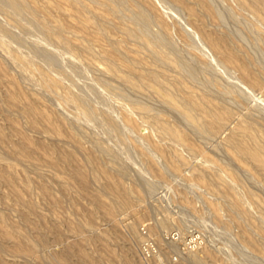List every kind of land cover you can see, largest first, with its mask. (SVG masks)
Wrapping results in <instances>:
<instances>
[{
    "label": "rangeland",
    "instance_id": "1",
    "mask_svg": "<svg viewBox=\"0 0 264 264\" xmlns=\"http://www.w3.org/2000/svg\"><path fill=\"white\" fill-rule=\"evenodd\" d=\"M27 1L41 20L45 18L43 21H47L52 34L29 27L23 18L10 9L8 12L4 6L0 22L6 28L13 27L10 30L15 29L28 44L47 47H42L46 53L15 45L1 33L0 43L14 56L30 58L34 67H43L49 80L57 85L51 88L53 94H61V100L68 81L75 84L93 107L94 121L74 119L75 115L71 118L73 113L63 106V100L49 92H37L34 85L21 77L13 59L0 50V65L5 70L0 71V215L36 245L22 252L13 239L3 235L2 229L6 228L0 226V264H264V180L249 163L239 160L224 135L230 129L240 135L245 127L264 140V69H259L264 67V59L251 37L264 38L262 16L242 8L235 0H211L222 15L225 13L221 26L204 14L206 10L199 6L198 0H185L186 5L184 0L178 3L177 0H135L136 3L121 0L125 4L122 5L124 12L104 0ZM128 5L133 10L136 8L132 6L149 7L148 12L152 13L159 10L161 17L154 13L161 22L157 18V21L151 20L154 24L146 23L149 27L145 33L152 34L151 37L136 40L124 34L123 30L135 27L134 20L126 17L133 12ZM17 19L23 23L17 25ZM48 22L59 27L49 26ZM244 27L248 29L245 31ZM161 28L171 37L180 36L172 37L176 40L181 37L183 40L184 33L201 51L199 55L194 54L192 49L181 45V40L180 43L172 40L178 46L173 45L171 49L179 50L172 54L186 64L192 62L191 66L200 72L194 82L190 80L191 83L179 89L172 84L182 80L181 72L170 71V66L156 54L154 58L149 57L154 52L148 46L152 37L158 42L166 38L165 35L162 38ZM56 29L61 31L55 32ZM97 30L103 31L99 37ZM61 34L69 43L80 47L78 54L64 50L58 42ZM145 37L147 46H143ZM179 45L185 47L181 49ZM114 48L124 51L122 60L112 54ZM157 57L159 61L155 64ZM241 60L251 64L239 68ZM110 65L115 73L108 71ZM164 65L167 66L163 68ZM7 67L13 69L7 70ZM129 67L132 70L128 74ZM148 69L160 74L158 82L149 80L142 87L121 79L128 75L137 82L139 76L150 73ZM225 87L228 92L218 91ZM117 92L134 100L137 106L120 98ZM167 100L183 105L201 123L209 119L195 110V100L209 104V108L224 105L231 117L224 132H201L192 122L183 119ZM23 103L31 104L36 110L32 117L25 114ZM144 106L157 112L160 122L174 131L172 136L155 131ZM66 116L70 117L69 121ZM103 116L111 117L121 128L120 142L111 130L104 129ZM82 130L100 138L120 163L144 175L153 190H146L143 183H136L131 175L122 173L110 153L98 147ZM80 170L88 172L89 181H81ZM230 186L247 188L243 191V198L246 197L241 206L250 209L249 218L231 206ZM124 193L130 198L125 206L121 195ZM105 205L106 208L115 206V213L109 215ZM161 219L166 223L156 228L155 221ZM149 241L153 245L151 252L144 250Z\"/></svg>",
    "mask_w": 264,
    "mask_h": 264
},
{
    "label": "bare ground",
    "instance_id": "2",
    "mask_svg": "<svg viewBox=\"0 0 264 264\" xmlns=\"http://www.w3.org/2000/svg\"><path fill=\"white\" fill-rule=\"evenodd\" d=\"M57 1V0H56ZM59 1V0H58ZM105 1V3L107 4H111V5H114V7L119 11V12H124L123 10H124V8L123 7H125V6H122L124 3H121V0H104ZM135 0H133L132 2H134ZM179 1H181V0H179ZM242 8H244V9H246V10H248L249 12H251V13H253L254 15H256V16H262V18H263V20H264V0H235ZM29 2H30V0H29ZM171 2V1H170ZM175 2V1H174ZM185 2V0L183 1V3ZM198 2H199V6H201V7H203L206 11L204 12V14L206 13V14H208V15H210L211 17H212V19H213V21H214V23L217 25V26H221V25H223V23H224V20H223V16L225 15V13H224V15H222L221 13V10L219 11L216 7H215V5L214 4H212L213 3V1L211 2V0H198ZM135 3H136V1H135ZM177 3H178V0H177ZM181 3V2H180ZM183 3L181 4L183 7H184V5H186L185 3H184V5H183ZM125 5V4H124ZM130 5V4H129ZM128 5V6H129ZM131 5H133V4H131ZM188 5V4H187ZM4 6V7H3ZM179 6V5H178ZM7 8L8 9V12H9V9L16 15V16H18V17H21V18H23L24 19V21H26L28 24H30L31 26H29V27H35L37 30H39L40 31V33L42 32V33H44V34H46V35H50V33L52 32H50V30H49V28H48V26H47V21L45 22V21H43V19H45L44 17L42 18V20L40 19V17L38 16V15H36V12H34V11H37V10H32L30 7L31 6H29L28 5V1L26 2V0H0V11H1V13L2 12H4V9L3 8ZM33 7V6H32ZM34 7H36V6H34ZM114 7H113V9H114ZM131 6H129V8H130ZM132 7H135L136 9H132V8H130V10H133V12L132 13H130L128 16H126V17H128V18H130V20L132 19V22H133V20H134V22L133 23H135L134 25H135V27L134 28H127V29H125V30H123L124 31V34L128 37V38H130V39H141V38H143L144 36H148V35H150L149 33H145V30L146 29H148V27L149 26H147L146 27V23H148L149 21L151 22V20L152 21H154V20H156L157 18H159L158 19V22H161V16L158 14V13H160V12H158L157 13V11H159L158 9H156V7H154L153 8V10H157V11H154L156 14H158L160 17H158L154 12V15H156L157 17L155 18L154 17V15H153V13L151 12H148L149 11V7H145V6H142L143 8H141V7H136V6H132ZM153 7V6H152ZM181 7V6H180ZM144 8H145V10H144ZM188 8V7H187ZM146 9H147V11H146ZM194 9V8H193ZM115 10V9H114ZM184 10H186V8L184 9ZM127 11V9L125 10V12ZM190 11V10H189ZM128 12V11H127ZM131 12V11H130ZM192 13L191 14H194L195 13V11L194 10H192L191 11ZM3 14V13H2ZM8 14H11V13H8ZM12 15V14H11ZM124 15H126V14H124ZM79 16H80V14H79ZM203 16H205V15H203ZM13 17H14V15H13ZM46 17V16H45ZM76 17V16H75ZM17 17H14V19H16ZM240 18V17H239ZM22 19V20H23ZM46 19H48L47 17H46ZM85 19V18H84ZM154 19V20H153ZM162 19H163V16H162ZM12 20H13V18H12ZM21 20V19H20ZM87 20V19H86ZM164 20V19H163ZM226 20V19H225ZM16 21H18V22H16ZM16 21H14V23L16 22L17 23V25H18V23L19 22H21V21H19V19H17ZM103 21V20H102ZM157 21V20H156ZM243 21V20H242ZM50 22H52L51 20H50ZM157 22V23H158ZM163 22V21H162ZM233 22V21H232ZM2 22H0V33L2 34V35H4L5 37H7L8 39H10L9 40V42H13V43H15V45L16 44H19V45H22V46H24V47H26L27 49H30V50H32L33 52H38V53H46V51L44 50V48H47V47H44V46H42V47H44V48H42L40 45L38 46V45H36V44H28L27 42H25V40H23L20 36L21 35H19V33H17V31H15V29H14V32H16V33H14L13 32V30H10V29H13V27H10V29L9 28H6L5 26H3L2 24H1ZM21 23H23V21L21 22ZM49 23V22H48ZM107 23V22H106ZM154 23H156V22H151L150 24H154ZM54 23H52V24H50L49 23V26L50 25H53ZM161 24V23H160ZM163 24H165L166 25V23H165V21L163 22ZM227 24V23H226ZM235 24V23H234ZM249 24V23H248ZM6 25V24H5ZM55 26H58V25H56V24H54ZM112 25V24H111ZM147 25H149V23L147 24ZM157 25V24H156ZM9 27V26H8ZM28 27V26H27ZM28 27V28H29ZM59 27V26H58ZM158 27H159V24H158ZM164 27V26H163ZM166 27V26H165ZM225 27V26H224ZM15 28V27H14ZM146 28V29H145ZM245 28V27H244ZM30 29V28H29ZM53 29H55V27H53ZM52 29V30H53ZM162 30V32H163V28H161ZM242 29V28H241ZM246 29H248V27H246L245 28V31H246ZM250 29V28H249ZM21 30V29H20ZM22 30H24V29H22ZM57 31H55V32H58V31H61V30H58V29H56ZM243 30V29H242ZM95 31V30H94ZM99 30H97L96 32H98ZM102 31V30H101ZM101 31L100 32H98L99 34L97 35L98 37H99V35H100V33H101ZM149 31V30H148ZM148 31H146V32H148ZM159 31H160V29H159ZM103 32V31H102ZM151 32V31H150ZM244 32V31H243ZM247 32H248V30H247ZM24 33V32H23ZM53 33V32H52ZM51 33V34H52ZM161 33V32H160ZM183 33V32H182ZM246 33V32H245ZM18 34V35H17ZM54 34H56V33H54ZM95 34V33H94ZM93 34V35H94ZM147 34V35H146ZM181 34V33H180ZM189 34V33H188ZM225 33H223V35H224ZM250 34V33H249ZM256 34V33H255ZM258 34V33H257ZM152 35V34H151ZM151 35L150 36H148V37H151ZM155 35V34H154ZM160 35V34H159ZM162 35H165V39H166V41H165V39L163 38V36ZM175 35V34H174ZM174 35H172V37L174 36ZM227 35V34H226ZM233 35V34H232ZM41 36H42V34H41ZM62 36V37H61ZM61 39L60 40H58V42H59V44L64 48V50H69L70 52H74V53H77L78 52V50H79V46H76L75 44L73 45L72 44V42H68V39L66 40L64 37H63V35L61 34ZM96 36V37H97ZM161 36H162V38L164 39V41L163 40H161V41H163V43H161V41L160 42H158V40L157 41H155V39H154V37H152L153 39H151L149 42H148V46H150V48L155 52H152L153 53V55L151 54V52H150V55L151 56H149V57H152V56H155L154 54H156L157 56H159L160 58H161V60H163L162 62H164V63H166L167 65H169L170 66V68L168 67V69H170V71H173L174 69L176 70H178V71H180L181 72V74L183 75L182 77L184 78H182V80L181 81H175V78H174V80L173 81H175V83L174 84H172L173 86H175L176 87V89L178 88L179 89V87H183V86H186V84H188V83H191V82H189L190 80L192 81V82H194V80L196 79V78H198L197 76H199L198 75V73H200V72H198V71H196V69L195 68H197V67H192L191 66V64H192V62L189 64V62L186 64V61H185V63L183 62L184 60L183 59H181V57L180 58H177L176 57V55L174 56L173 54H174V52H175V50L177 49V47L175 48V50H172L171 49V47L174 45L173 44V42L176 40L175 38H173L172 39V37L167 33V32H163L162 34H161ZM181 36H183L184 38H183V40H181V38H179L178 40H176V42L177 43H180L181 42V45H182V43H183V45H185V46H187L189 49H192L193 51H194V54H195V52H196V54L198 53V55H199V51H200V49L199 48H197L196 47V45H194V43H192V42H194V40H192L190 37H187V35L186 36H184V33L181 35ZM228 36H229V34H228ZM228 36H227V38H228ZM1 37V36H0ZM156 37H158V36H156ZM174 37H180V36H174ZM203 37V36H202ZM206 37V36H205ZM240 37V36H239ZM251 37H253V42H254V44L257 46V47H259L258 49H259V51L260 52H262V55H263V59H264V38L262 37V36H260V35H253V36H251ZM64 38V39H63ZM195 38V37H194ZM224 38H225V35H224ZM226 38V39H227ZM49 39H50V37H49ZM147 39V37H145L144 39H143V41L144 40H146ZM150 39V38H149ZM6 40V39H5ZM48 40V39H47ZM51 40V39H50ZM49 40V41H50ZM70 40V39H69ZM172 40H174L173 42H172ZM181 40V41H180ZM206 40H208V39H206ZM7 41V40H6ZM180 41V42H179ZM183 41V42H182ZM52 42V41H51ZM54 42V41H53ZM145 42V41H144ZM226 42H228V41H226ZM55 43V42H54ZM142 43V42H141ZM140 43V44H141ZM177 43H176V45H177ZM215 43V42H214ZM219 43V42H218ZM225 43V42H224ZM223 43V44H224ZM6 44V43H5ZM55 44H57V43H55ZM7 45V44H6ZM9 46H10V44H8ZM79 45V44H78ZM142 45V44H141ZM176 45H174V46H176ZM198 45V44H197ZM219 45V44H218ZM12 46V45H11ZM82 46V45H81ZM143 46H147V44H146V42H145V45H143ZM178 46V45H177ZM180 46V45H179ZM185 46H180L181 47V49L183 48V47H185ZM208 46V45H207ZM216 46V45H215ZM83 47V46H82ZM119 47V46H118ZM187 47L185 48V49H187ZM217 47V46H216ZM12 48V47H11ZM117 48V47H116ZM120 48V47H119ZM149 48V49H150ZM212 48V47H211ZM214 48V47H213ZM118 49V48H117ZM117 49H115L114 48V50L112 49V54L117 58H119V59H121L120 57H121V55L124 53V51L123 52H120L121 50H122V48H120L119 50L120 51H118ZM171 49V50H170ZM0 50H1V52L4 54V55H6V56H8V57H11L12 59H13V61H14V64H15V66L17 67V69L21 72V77L23 76V78L24 79H26L29 83H31L32 85H34V89H37V92L38 91H40V92H42L43 93V91L44 92H49L48 94H50V93H52V95H56V94H53L54 93V90L53 89H51L52 88V86L54 87V86H57L55 83H52L51 82V80H49V78L47 77L48 75H46V73H45V71H44V69H43V67H39V68H37V66L36 67H34L33 66V63L30 61V60H32V59H30V58H24V57H22V56H20V55H13V53L12 52H10V49H8V47L6 48L3 44H1L0 43ZM84 50V49H83ZM148 50V49H147ZM178 50V49H177ZM215 50V49H214ZM80 51H81V49H80ZM174 51V52H173ZM219 51V50H218ZM16 52V51H15ZM82 52V51H81ZM81 52H79V54L81 55ZM172 52H173V54H172ZM178 52H179V50H178ZM177 52V53H178ZM192 52V51H191ZM201 52V51H200ZM216 52V51H215ZM230 52V51H229ZM20 54V53H19ZM49 54V53H48ZM78 54V53H77ZM109 53H107V55H108ZM179 54V53H178ZM178 54H177V56H178ZM194 54H192V55H194ZM223 54V53H222ZM52 55V54H51ZM200 55H201V53H200ZM53 56V55H52ZM109 56L111 57V59H112V55H110L109 54ZM126 56V55H125ZM196 56V55H195ZM226 56V55H225ZM106 57V56H105ZM197 57V56H196ZM199 57V56H198ZM197 57V58H198ZM227 58H228V56H226ZM152 58H154V57H152ZM30 59V60H29ZM155 59H156V57H155ZM155 59H153L154 61H155ZM222 59V58H221ZM122 60V59H121ZM124 60V59H123ZM151 60V59H150ZM160 60V61H161ZM223 60V59H222ZM114 61V60H113ZM117 61V60H116ZM125 61H127L126 59H125ZM130 61V60H129ZM157 61H159V59H158V57H157V60L155 61V64H157L156 62ZM202 61V60H201ZM247 61V60H246ZM118 62V61H117ZM151 61H149V63H150ZM205 62H207V61H205ZM241 62H242V60H241ZM110 64H111V62H109ZM130 63V62H129ZM148 63V64H149ZM203 63H204V60H203ZM93 64H95V63H93ZM131 64V63H130ZM134 64V63H133ZM163 64V63H162ZM162 64H159L160 66L162 65ZM189 64V65H188ZM210 65H211V63H209ZM209 64H207V66L209 65ZM238 64V63H237ZM251 63H249V61L248 62H242V64H240V65H238V67L239 68H245L244 66L246 65H250ZM254 64V63H253ZM256 64V63H255ZM264 64V63H263ZM112 65H114V64H112ZM112 65H110V66H108V71L109 72H111V73H115V68L112 66ZM116 65V64H115ZM150 65H152L153 66V64H152V62H151V64ZM166 65V66H167ZM204 65V64H203ZM45 66H47V65H45ZM156 66V65H155ZM165 65H164V67L163 68H165L166 67ZM204 66H206V65H204ZM212 66V65H211ZM263 66V65H262ZM11 67V66H10ZM116 67V66H115ZM149 67V66H148ZM151 67V66H150ZM149 67V68H150ZM157 67H159V66H157ZM156 67V68H157ZM173 67V69H171ZM77 68V67H76ZM135 68V67H134ZM151 68H154V67H151ZM160 68H162V67H160ZM159 68V69H160ZM209 68H210V66H209ZM261 68H263L264 69V67H260L259 69H261ZM9 69H13V67L12 68H8L7 67V70H9ZM167 69V70H168ZM238 69V68H237ZM130 70V71H129ZM131 70L132 69H130V67L128 68V74H129V72H131ZM166 70V69H165ZM239 70V69H238ZM0 71L1 72H3V71H5L4 70V68H3V66L2 65H0ZM10 71H12V70H10ZM148 71H149V69H148ZM152 71V70H151ZM160 71V70H159ZM163 71V70H162ZM259 71V70H258ZM147 72V71H146ZM150 72V71H149ZM148 72V73H149ZM154 72H155V69H154ZM166 72V71H165ZM169 72V71H168ZM263 72H264V70H263ZM106 73V72H105ZM155 73H157V71L155 72ZM155 73H153V72H150L149 74H147V75H145V76H143V74L141 75V76H139V79L137 80V82H133L131 79H130V77L128 76V75H123V76H121V79L122 80H124L127 84L129 83V84H137V85H139V86H145L147 83H149L148 81L150 80L151 82L153 81H157V77H159V75H157V74H155ZM159 73V72H158ZM161 73V72H160ZM173 73V72H172ZM178 73V72H177ZM161 74H163V73H161ZM169 75V74H168ZM167 75V76H168ZM112 76V75H111ZM20 77V78H21ZM169 77H171V75L169 76ZM172 77H173V75H172ZM210 78H212V77H210ZM209 78V79H210ZM242 78V77H241ZM98 79H100L101 80V78H98ZM163 79V78H162ZM178 79V78H177ZM179 79H180V77H179ZM207 80L206 82L207 83H209V81L211 80ZM213 79V78H212ZM244 79H246V78H244ZM260 79V78H259ZM243 80V79H242ZM19 81V80H18ZM123 81V82H124ZM168 81V80H167ZM170 81H172V80H170ZM215 80H213V82H214ZM218 81V80H217ZM55 82H57L56 80H55ZM122 82V81H121ZM158 82V81H157ZM216 82V81H215ZM215 82L213 83V84H215ZM219 82V81H218ZM22 83V82H21ZM171 83H173V82H170V84ZM207 83H205V84H207ZM210 83H212L211 81H210ZM217 83V82H216ZM52 84V85H51ZM64 84V83H63ZM108 84V83H107ZM106 84V85H107ZM123 84V83H122ZM101 85H103V83L101 84ZM106 85H104V86H106ZM200 85V84H199ZM208 85V84H207ZM207 85H206V87H207ZM216 85V84H215ZM214 85V86H215ZM211 87H212V85H210ZM217 86H219V85H217ZM30 87H32V86H30ZM189 87V86H188ZM188 87H186V89L188 88ZM211 87H209V88H211ZM33 88V87H32ZM60 88V87H59ZM64 88V97H63V106H65L66 108H67V110L68 111H70L71 113H73V114H71L72 116H71V118L72 117H74L73 115H75V117H74V119H82V118H85V119H87V120H93L94 121V114H93V107L91 108V106L90 105H88L89 103H88V101H87V96H84L83 95V93H80L81 91V89H77L76 88V86H75V84H73L72 82H70V81H68V83L66 84V86H64L63 87ZM203 88V87H202ZM214 88V87H213ZM220 88V87H219ZM228 88V87H227ZM111 89V88H110ZM175 89V88H174ZM181 89V88H180ZM183 89H185V88H183ZM186 89L184 90V91H182V89H181V91L182 92H185L186 91ZM215 89H218V88H216L215 87ZM231 89V88H230ZM112 90V89H111ZM188 90V89H187ZM191 90V89H190ZM204 90V89H203ZM213 90V89H212ZM233 90V89H232ZM80 91V92H79ZM98 91V90H97ZM178 91V90H177ZM209 91V90H208ZM218 91H220V92H222V91H227L228 92V89L226 90V87H225V90H223L222 88H221V90L219 89ZM149 92V91H148ZM187 92V91H186ZM204 92V91H203ZM42 93H39V94H42ZM57 93V92H56ZM189 93V92H188ZM191 94H192V92H190ZM194 93V92H193ZM212 93V92H211ZM225 93V92H224ZM230 93H231V91H230ZM234 93V92H233ZM48 94H43V95H47L48 96ZM227 94V93H226ZM42 95V96H43ZM60 96H61V94H59ZM59 95H56V96H58V98L60 99V97H59ZM117 95L120 97V98H123V99H126V100H128V103H130L131 105H134V106H137V103L134 101V100H130V99H128L127 97H126V95L125 94H123L122 92H117ZM183 95V94H182ZM184 95H186L185 93H184ZM183 95V96H184ZM206 96V95H205ZM216 96V95H215ZM218 96V95H217ZM51 97V96H50ZM86 97V98H85ZM185 97V96H184ZM188 97V99L189 98H191V97H189V96H187ZM186 97V98H187ZM199 97V96H198ZM62 98V97H61ZM119 98V99H120ZM185 98V99H186ZM200 99H201V97H199ZM205 98V97H204ZM204 98H202V100L204 99ZM213 98H214V95H213ZM213 98H212V100H213ZM183 99V98H182ZM184 99V100H185ZM61 99H60V101H62ZM187 99H186V101H185V103H187ZM214 101V100H213ZM167 102L169 103V104H171L173 107H175L178 111H179V114H181V116H183L182 118L183 119H187L188 121H190V122H192L193 123V125L199 130V131H201V132H203V131H208L209 133H211V134H218V133H220L221 131L222 132H224V129H225V127H226V124H227V122L229 121V119H230V117H231V113H230V110L229 109H227V108H225V107H223V106H219V104H217L218 105V107H215V108H209V107H207V106H209V104H207V103H205V104H207V105H205L204 103H202V101H200V100H195V101H193L194 103H195V110L197 111V112H199V113H201V114H203V115H205L209 120L207 121V123L205 122V121H203V123H201V122H199V121H197L196 120V117H195V115L192 113V112H190L187 108H185L183 105H177V103L175 104L174 102H172L171 100H167ZM206 102V101H205ZM210 102H212V101H210ZM179 103V102H178ZM24 105H25V103H23ZM204 104V105H203ZM212 104H214V103H212ZM262 104V103H261ZM23 106V105H22ZM62 106V105H61ZM206 106V107H205ZM194 108V107H193ZM141 109V108H140ZM170 109H171V107H170ZM143 110H145L149 115V122H150V124H152L153 126H154V128H155V131L157 132V133H159V134H161V135H164V136H172V134H173V130L171 129V128H169V127H167V126H165L164 124H162L161 122H160V119L158 118V116H157V112L156 113H154V112H152L150 109H147V108H145V106H144V108H143ZM172 110H174V109H172ZM25 111H26V113L25 114H28L29 116H31L32 117V115L34 114V112L36 111V110H34V107L31 105V104H28L27 103V105H25ZM155 111V110H154ZM195 111V112H196ZM59 112V111H58ZM69 112V113H70ZM174 112H176V111H174ZM55 113V112H54ZM60 114V113H59ZM108 114V113H107ZM176 114H178V112L176 113ZM178 114V115H179ZM56 115V114H55ZM67 115H70V114H67ZM96 115V114H95ZM147 115V114H146ZM39 116H42V115H39ZM57 116V115H56ZM62 116V115H61ZM77 116V117H76ZM181 116H179V117H181ZM28 117V116H27ZM38 117V116H37ZM59 117V116H58ZM57 117V118H58ZM79 117V118H78ZM100 117H101V115H100ZM104 118H103V120L101 119V123H104L103 125V127H104V129H108V130H111V132L113 133V135L112 136H114V138H116V139H119V137H120V135L122 136V131H121V128L111 119V117L109 118V117H107V116H103ZM97 118V117H96ZM33 119V118H32ZM31 119V120H32ZM42 119V118H41ZM50 119V118H49ZM59 119V118H58ZM57 119V120H58ZM66 119H67V121H69L70 120V117L68 116H66ZM182 119V120H183ZM96 120V119H95ZM47 121V120H46ZM45 121V122H46ZM76 121V120H75ZM104 121V122H103ZM162 121V120H161ZM48 122H50V120L48 121ZM66 122V121H65ZM72 122V121H71ZM70 122V123H71ZM81 122V121H80ZM192 123H190V124H192ZM72 124V123H71ZM74 124V123H73ZM90 124V123H89ZM98 124V123H97ZM96 124V125H97ZM100 124V123H99ZM98 124V125H99ZM189 124V125H190ZM231 124V123H230ZM95 125V124H94ZM51 126V125H50ZM49 126V127H50ZM101 126V125H100ZM107 128H106V127ZM191 126V125H190ZM229 126V125H228ZM228 126H227V131H228ZM152 127V126H151ZM193 127V126H192ZM80 128V127H79ZM194 128V127H193ZM50 129H52V127L50 128ZM77 129V128H76ZM236 129V128H235ZM52 130H54V129H52ZM86 130V129H85ZM196 130V129H195ZM237 130V129H236ZM79 131H81V130H79ZM83 131V133H84V135L85 136H88V137H91V139H93L95 142H96V144H97V146L98 147H100V148H102V149H104V150H106V151H108L109 153H110V155H111V159L119 166V168H120V170H121V172L122 173H125V174H129V176L131 175L132 176V178L134 179V181L137 183H143V185H144V187L143 188H145L146 190H148V191H150V190H153L152 189V185L148 182V181H146L145 179H144V175H142V174H138V172L136 171V170H134V172L132 171V169L133 168H130L129 167V165H127L126 163L124 164V163H120V161H119V159H118V157L112 152V150L106 145V144H104V142L102 141V140H100V138H97V137H95V135H93V133H91L90 134V132H87V131H84V130H82ZM89 131V130H88ZM91 131V130H90ZM103 132V131H102ZM110 131H109V133H111ZM155 132V133H156ZM261 132V131H260ZM82 133V134H83ZM81 134V135H82ZM104 134V133H103ZM100 135V134H99ZM107 135H110V134H107ZM224 135H226V141L230 144V146H231V149L236 153V155H237V157L239 158V160H244L243 162H247V163H249L253 168H255V170H257L258 172L257 173H259V175L261 176V178L260 179H262V180H264V140H261L260 138H259V136L256 134V133H254V134H252V133H250V131H248L245 127L243 128V131H241L240 132V135H239V133H238V131H235V130H229L228 132H226V134H224ZM101 136V135H100ZM83 137V136H82ZM105 138V137H104ZM113 138V139H114ZM104 140V139H103ZM117 141H119L120 142V139L119 140H117ZM108 142V141H107ZM121 142H122V140H121ZM110 146H112V144H109ZM123 145V144H122ZM118 153V152H117ZM124 154V153H123ZM120 156V155H119ZM236 157V156H235ZM236 157V158H237ZM120 158V157H119ZM122 158V157H121ZM125 158V157H124ZM241 160V161H242ZM111 161V160H110ZM112 161V162H113ZM122 161V160H121ZM132 163H133V161H132ZM86 164V163H85ZM135 164V163H134ZM87 166V165H86ZM133 166V165H132ZM85 168V167H84ZM83 168V169H84ZM82 169V168H81ZM79 170V169H78ZM89 171V170H88ZM90 172V171H89ZM87 171H85V170H80V173H79V175H80V177H81V181L83 180V182H86L87 181V179H88V177H89V175L87 176ZM127 176V175H126ZM149 180V179H148ZM88 181H89V179H88ZM212 181V180H211ZM264 183V182H263ZM91 184V183H90ZM210 184H211V182H210ZM214 184H215V182H214ZM138 185V184H137ZM214 186V185H213ZM242 186H245V185H243V183H242ZM141 187V186H140ZM231 188H232V191H233V193H230L231 194V199H230V204H231V206L233 207V208H235V209H237L243 216H247L248 218L250 217L249 215H251V214H249V210H247L246 208H243L242 206H241V204H243L244 203V200H245V197L243 198V196H244V193H243V191L244 190H246V189H244V190H241V189H239L240 187H238V188H233L232 186H230ZM142 188V187H141ZM245 188V187H244ZM66 189V188H65ZM228 189H229V187H228ZM115 190H116V188H115ZM128 190V189H127ZM231 190V189H230ZM117 191V190H116ZM143 191H145V190H143ZM146 192V191H145ZM148 193V192H147ZM146 193V194H147ZM248 194V193H247ZM253 194V193H252ZM122 195V198H123V204L122 205H128V202H130V198H129V195H127V194H121ZM120 195V196H121ZM254 195V194H253ZM131 196V195H130ZM146 196V195H145ZM247 196H250V195H247ZM255 196V195H254ZM226 200V199H225ZM255 202V201H254ZM31 204V203H30ZM34 205V204H33ZM115 205V204H114ZM124 205V206H125ZM105 208H106V205H105ZM107 212H108V214L109 215H113L114 213H115V211H116V207L115 206H113V205H108L107 206ZM106 209H105V211H106ZM106 212V213H107ZM252 216V215H251ZM246 218V217H245ZM217 219H218V217H217ZM220 219V218H219ZM218 219V220H219ZM220 221V220H219ZM224 221V220H223ZM221 222V221H220ZM229 222V221H228ZM18 223V222H17ZM166 223V221H164V220H157V221H155V227L156 228H159L160 226H164V224ZM228 224H230V222L228 223ZM249 224V223H248ZM0 226H3L4 227V229L6 228V230H3L1 227V229H2V231L4 232V234H3V232H2V234L3 235H5V237H7V238H11V239H13L14 240V244H15V246L17 245L18 246V248L19 249H21L22 250V252H24V250L26 249H28V250H32V249H34L35 248V246L36 245H33L31 242H29V240H28V238H27V236L26 235H24L23 233H21L18 229H16L13 225H11L10 223H8V221L6 220V218L2 215H0ZM129 228H131V226L129 227ZM27 230V229H26ZM34 243V242H33ZM17 248V247H16ZM64 264V263H63Z\"/></svg>",
    "mask_w": 264,
    "mask_h": 264
},
{
    "label": "built area",
    "instance_id": "3",
    "mask_svg": "<svg viewBox=\"0 0 264 264\" xmlns=\"http://www.w3.org/2000/svg\"><path fill=\"white\" fill-rule=\"evenodd\" d=\"M145 243V242H144ZM152 248H153V245H152V243L149 241V242H147V244H145V246H144V250L145 251H148V252H151V250H152ZM144 255V254H143Z\"/></svg>",
    "mask_w": 264,
    "mask_h": 264
}]
</instances>
